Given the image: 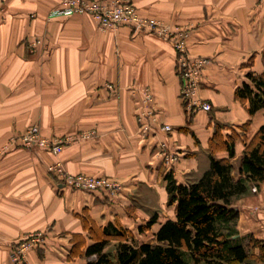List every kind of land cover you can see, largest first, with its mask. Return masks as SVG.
Masks as SVG:
<instances>
[{"label":"crops","instance_id":"1","mask_svg":"<svg viewBox=\"0 0 264 264\" xmlns=\"http://www.w3.org/2000/svg\"><path fill=\"white\" fill-rule=\"evenodd\" d=\"M132 1L140 15L187 31L190 57L211 59L198 95L212 110L190 113L183 105L170 41L129 25L103 31L89 15L52 18L58 0H0V264H12L11 246L39 231L48 232L46 243L28 253L30 264L96 260L84 253L106 228L129 230L130 241L153 242L176 215L166 175L184 184L202 176L216 124L242 132L238 126L249 122V139L264 124V108L251 116L235 97L249 72L264 71V0ZM144 89L153 95L158 126L170 125L171 132H140ZM34 125L44 136L75 139L58 156L9 146ZM92 130L95 136L79 137ZM162 144L179 155L177 162L164 160ZM244 147L238 139L230 159L235 180ZM57 160L70 174L109 178L121 190L110 198L65 186L48 172ZM233 207L239 235L264 241V182ZM153 216L152 227L139 231ZM119 242L112 239L105 252L115 253Z\"/></svg>","mask_w":264,"mask_h":264},{"label":"trees","instance_id":"2","mask_svg":"<svg viewBox=\"0 0 264 264\" xmlns=\"http://www.w3.org/2000/svg\"><path fill=\"white\" fill-rule=\"evenodd\" d=\"M264 55V52H263ZM235 97L248 104L252 116L264 108V71L249 72ZM249 122L238 126L216 124L209 140L210 166L193 183H179L173 173L166 175L168 204L175 206V219L161 225L153 242L137 243L129 230H104L99 240L89 245L84 255H96L87 264H264V241L253 235L240 236L237 229L239 211L233 206L249 194L253 186L264 182V124L251 139L246 136ZM230 129L231 133H224ZM245 145L241 159V177L235 180L230 159L235 144ZM226 151L228 158L216 153ZM153 216L139 231L150 229ZM112 239H119L115 253L105 252Z\"/></svg>","mask_w":264,"mask_h":264},{"label":"built area","instance_id":"3","mask_svg":"<svg viewBox=\"0 0 264 264\" xmlns=\"http://www.w3.org/2000/svg\"><path fill=\"white\" fill-rule=\"evenodd\" d=\"M2 7L0 4V12ZM73 15H89L103 30L119 29L122 25H129L135 31H148L158 37L170 41L177 52V73L181 80L180 99L190 113L198 111L210 112L212 105L198 95L201 88L203 70L211 63L207 57L193 58L188 54L187 40L189 33L185 30L173 29L165 22L155 18H147L139 14L132 0H58V6L51 11L50 17H68ZM40 43L39 39L30 43L29 47L34 51ZM108 89L114 93L115 86L108 85ZM144 107L137 116L139 130L147 135L157 130L171 132L170 125L158 126L155 108L151 105L153 95L149 89H144ZM96 135L95 131L82 132L80 138L87 139ZM71 136L46 137L39 126L29 127L24 133L10 139L9 146L20 145L29 150H48L52 155L58 156L64 147L74 141ZM164 160L169 164L178 161L179 155L170 151L162 144ZM48 172L61 184L88 193H100L110 198H115L121 190V185L112 179L101 176H89L84 174H70L64 164L57 160L48 165ZM47 231H39L28 234L16 241L11 246L12 264H30L28 253L36 248L43 247L47 239Z\"/></svg>","mask_w":264,"mask_h":264},{"label":"rangeland","instance_id":"4","mask_svg":"<svg viewBox=\"0 0 264 264\" xmlns=\"http://www.w3.org/2000/svg\"><path fill=\"white\" fill-rule=\"evenodd\" d=\"M47 137V136H46ZM90 176V175H89ZM251 191H257V187L256 186H253L252 190ZM195 264V263H194ZM198 264H205L204 262H200Z\"/></svg>","mask_w":264,"mask_h":264}]
</instances>
